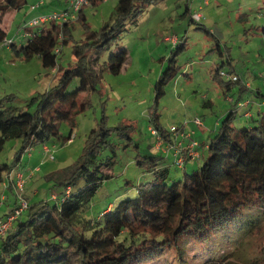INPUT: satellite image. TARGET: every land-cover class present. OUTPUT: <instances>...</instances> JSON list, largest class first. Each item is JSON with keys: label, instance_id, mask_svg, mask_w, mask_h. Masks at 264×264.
<instances>
[{"label": "rangeland", "instance_id": "obj_1", "mask_svg": "<svg viewBox=\"0 0 264 264\" xmlns=\"http://www.w3.org/2000/svg\"><path fill=\"white\" fill-rule=\"evenodd\" d=\"M39 1L27 0L21 10L0 12L3 16L0 26L7 30V40L21 43L27 22L42 12L49 14L68 7L67 3L49 6L52 0H45L46 3L40 4L36 11L31 9V5H37ZM118 1L100 0L95 6L86 7V21L92 30L115 18ZM196 11L202 14L199 20L193 19ZM57 22H62V19L58 18ZM263 27L264 0L151 1L135 22L127 24L124 33L111 47L112 50L118 46L128 49L121 73L104 68L94 86L79 94L72 119L63 120L59 125L60 134L45 142L50 147L49 152H44L45 144L38 143L31 146L30 153L24 151L21 161L24 167L30 170L39 167L26 182L24 196L31 198L33 204L50 197L52 190L58 192L55 185L62 170L68 173L82 156L93 130L100 132L101 137L104 134L108 143H103L99 159L116 152L112 177L102 182L97 194L75 215L70 228L90 236L99 224L103 225V221L97 222L108 206H116L120 200L135 196L140 184L153 179V172L146 165H140L138 158L151 151L156 142V135L151 131L154 128L151 117L154 118L156 113L162 126L172 131L174 140L177 136L173 127L180 134V130L188 128V123L196 116L204 122L211 121V132L210 129L203 130L205 141L211 140V134L217 130H213L214 120L220 118L223 122L232 110L230 98L238 97L240 92L239 84L226 89L225 83L214 76L215 65L226 60L227 53L231 55L232 64L230 66L226 61L224 69H236L232 74L239 72L264 93ZM68 31L70 42L59 52L58 60L64 69L78 61L73 45L80 43L86 33L83 24L75 18ZM112 50L99 58L100 64L108 60ZM172 56L176 58L179 72L167 84L165 96L155 102V83L172 63ZM52 69L45 67L39 56L26 60L14 49L0 45V111L9 106L17 107V112L34 111L39 104L34 97H41L49 87L56 85L63 71L53 72ZM78 82V79L74 81L70 88L74 89ZM244 94L252 102L253 117L245 116L250 106L247 109L239 106L234 115L237 126L251 125L258 111L264 110V107L259 109V98L254 93ZM208 101L211 103L206 104ZM70 134L71 140H66ZM22 144L21 138L9 139L0 153V163L15 161ZM169 155L164 154L171 182L183 178L185 169L177 167ZM31 156L33 159L28 163ZM199 160L201 164L204 161L203 158ZM21 163L18 165L20 168ZM196 169L197 166L187 167V170ZM6 178L7 172L4 180L0 181V208L7 204L2 198L7 195ZM36 188L39 192L33 194ZM27 214L25 210L23 215ZM252 219L254 227L249 231L247 228ZM121 237H125V233ZM3 240L1 236L0 244ZM143 264H264V208H246L227 226L206 236L184 239L181 244L165 250L160 257Z\"/></svg>", "mask_w": 264, "mask_h": 264}, {"label": "trees", "instance_id": "obj_2", "mask_svg": "<svg viewBox=\"0 0 264 264\" xmlns=\"http://www.w3.org/2000/svg\"><path fill=\"white\" fill-rule=\"evenodd\" d=\"M151 1L119 0L115 18L96 30H92L86 21L88 5L82 8L78 21L86 33L80 43L73 45L78 61L66 69L59 63V52L55 49L69 44L68 30L72 20L39 26L27 22L22 42L11 40L10 47L23 59L39 56L45 67L58 65L63 71L56 85L49 87L41 97H34L39 103L34 111L17 112V107L10 106L0 111V153L9 139H23L15 161L0 163V181L4 180L5 172L19 167L28 147L35 143L45 144L60 134V123L72 119L79 94L94 86L102 69L121 73L128 49L118 46L112 50L111 47L124 33L127 24L135 22ZM26 2L0 0V12L3 14L12 8L21 10ZM99 2L91 0L90 6ZM7 36V30L0 26V45ZM110 50L108 60L100 64L99 58ZM227 55L226 60L215 65L214 76L225 83L226 89H232L244 82L239 72L237 81L222 75L225 62L232 64L231 55ZM171 59L172 63L155 83V102L165 96L167 84L179 72L176 58L172 56ZM235 70L227 71L232 74ZM77 79L76 87L70 88ZM237 105L238 101L211 137L209 154L203 163L196 170H187L185 164L183 178L169 181L170 168L165 164L167 157L164 154L148 151L140 155L138 163L153 172V179L140 184L135 196L122 199L111 208L108 206L97 222L103 221V225L99 224L87 236L82 231L71 230V221L97 194L102 182L112 177L111 168L117 157L114 152L99 159L107 140L104 134L101 137L100 132L93 130L82 156L68 173L62 170L55 185L59 191L52 190L47 199L31 203L28 214H22L16 228L8 230L0 244V264H143L160 257L184 239L206 236L227 226L246 208H264V110L260 108L251 125L237 126L234 124ZM151 121L152 127L166 141H177L173 139L172 131L159 122L158 113ZM71 137L70 134L65 139L71 140ZM254 222L252 219L248 230L254 227ZM123 233L125 237H121Z\"/></svg>", "mask_w": 264, "mask_h": 264}, {"label": "built area", "instance_id": "obj_3", "mask_svg": "<svg viewBox=\"0 0 264 264\" xmlns=\"http://www.w3.org/2000/svg\"><path fill=\"white\" fill-rule=\"evenodd\" d=\"M45 2H46L45 0H40L39 4L37 5L32 4L31 8L36 9L37 7L40 6V4L42 5ZM69 5L70 6L67 7V9L60 10V11L55 10L53 13H49V14L45 13V14L40 15V17L33 18L32 20L28 22V24L34 25V26H39L42 23L50 24L51 22H54V21L57 22L58 18L62 19V22H60L61 24L68 22V20H73L74 18L78 20L81 9L87 5H91V0H69ZM201 15L202 14H200L199 11H196L193 13V19L199 20L202 17ZM10 43H11V40L6 39L2 44L10 47ZM62 48L63 47L58 46V48H56L55 50L57 52H61ZM58 69L59 67L58 65H56V67H54L52 71L56 72ZM222 75H224L227 79H230L233 81H237V79L240 78V75H238L237 73L231 74L226 69L222 70ZM192 122H194V124L196 125L203 124V120L199 116H196V118H194ZM151 131L153 135H156V149L158 151L162 150L164 154L167 153L168 155L172 151L175 154L174 162L179 168L184 167L188 158H190L191 160H198V158L202 154L200 150L199 139H196L195 137H193L194 132L190 133V132H185L184 130H180V134H179L178 129L173 127V131H175V134L177 137L179 135H181L182 137L183 136L190 137L191 141H189V143L186 146H184L183 140H177L175 142L170 140L169 143L166 144L167 141L163 138V136L159 133L157 129L151 128ZM164 144H166L165 147L163 146ZM44 149L47 152L50 151V147L47 144H45ZM30 150H31V147H28L26 149V151H28L29 153H30ZM37 168H34L31 171L30 176L33 174V172ZM28 177L29 175H26L25 171L21 169L20 167L7 172V178H9L11 181H14L15 187L17 188L16 191L18 194V199L20 202L18 204V207H16L13 212H10L6 216V218H0V236L6 235L8 230H10V228L12 227L13 221L16 218H18L23 213V211L29 208V201L24 196V191L26 188L24 186L28 180ZM6 186H8L7 181H6ZM52 196L53 198L56 197L54 193L52 194ZM2 198L4 199L5 196H3Z\"/></svg>", "mask_w": 264, "mask_h": 264}, {"label": "crops", "instance_id": "obj_4", "mask_svg": "<svg viewBox=\"0 0 264 264\" xmlns=\"http://www.w3.org/2000/svg\"><path fill=\"white\" fill-rule=\"evenodd\" d=\"M52 3H50V5L49 6H54V4L55 5H59L58 3H60V4H63V5H65V3H67V6L69 7L70 5H69V0H52L51 1ZM46 3V2H45ZM44 3V4H45ZM12 9H14V8H12ZM12 9H10V10H12ZM31 9H33L34 11H36L37 10V8L36 9H34V8H31ZM66 9V8H65ZM10 10H8V11H10ZM16 10V9H15ZM18 10V9H17ZM41 10V9H40ZM57 11V10H56ZM5 13V12H4ZM40 13V12H39ZM46 12H42V13H40V14H38L36 17H34V18H37V17H40V15H42V14H45ZM15 16H16V14H15ZM0 21H2L3 20V16L1 15L0 16ZM3 45V44H2ZM7 46V45H6ZM8 47V46H7ZM8 49H11L12 50V48H10V47H8ZM241 75V74H240ZM242 76V79H243V84L245 85V86H243V84L242 85H240L239 87V89H240V92H239V94L237 95L238 97H236V98H233V97H231L230 98V100H231V102L233 103V105L238 101V105H237V110H238V107L239 106H242V108L243 107H245L246 109L250 106V109L248 110L247 109V111H245V116L247 117V118H251L252 116H253V113H252V110H251V106H252V102L247 98V96H245V94H244V92H252V93H254L257 97L256 98H259V100L257 99V103H258V105H259V109L260 108H263L264 107V93H263V91L257 86V85H254V83L253 82H249V81H246L245 80V78H244V76L243 75H241ZM245 88H247V89H245ZM253 100V99H252ZM255 100V99H254ZM253 100V101H254ZM193 121V120H192ZM189 122L188 123V128L187 127H184L183 128V130L185 131V132H194V135H193V137H197V136H199V137H197L196 139H199V142H200V147L202 146V148H200V150H201V156L199 157L200 159L201 158H205L206 156H207V154H209L208 153V147H209V142H210V140L208 141H205V139L203 138V130L205 131V130H209L210 129V132H211V129L212 128H210L212 125H211V121H210V123H207V121H203V124H201V125H196V124H194V122ZM214 127H213V130L214 129H219L220 128V126H222L221 125V121H220V118L218 119H216V120H214ZM200 129H201V132H200ZM217 131V130H216ZM215 131V132H216ZM214 135H213V133L211 134V137H213ZM211 139V138H210ZM175 140H183V144H184V146H186L188 143H189V141H191L190 140V137H187V136H181V135H179L178 137H176V139ZM166 145V144H165ZM154 147H156V142L154 143V146H153V148L151 149V152H156V151H158L156 148H154ZM43 150H44V152L46 151L45 149H44V147H43ZM159 151H161L162 152V150H159ZM47 152V151H46ZM175 154L173 153V152H170V155H169V157L170 156H172V160L174 159V161H175V156H174ZM24 157V155H22V158ZM199 158H198V160H191L190 158H188L187 159V162H186V168L188 167V166H190V167H192V168H196V166L197 167H199L200 166V164H201V162H200V160H199ZM28 159L29 160H27V162L29 163H31V161H32V159H33V156H31V157H28ZM24 160H26V158H24ZM21 161H22V159L20 160V163H21ZM173 161V162H174ZM19 163V164H20ZM176 164V163H175ZM22 165V166H21ZM21 167L23 168V170L25 171V173H26V175H29V177H28V179L30 178V177H32V175L34 174V172H33V174L30 176V174H31V171L33 170H30L27 166L26 167H24V165L21 163ZM184 167V168H185ZM21 168V169H22ZM34 168H37V167H34ZM7 180V182H8V186H6V184L4 185L5 186V188L7 189L6 191H7V195H5V198H4V200H6L5 202L7 203V204H4V206H2V208H0V218H6V213L7 212H9L10 210H12V209H14V208H16V207H18V204H19V199H18V194H17V191H16V187H15V184H14V181H11L9 178H6ZM25 192V191H24ZM39 192V190L36 188L35 190H34V193L33 194H37ZM50 193H51V191H50ZM26 197V196H25ZM28 201H29V199L31 200V198H26ZM33 201L31 200V201H29V205L32 203ZM6 205H7V208H6ZM112 207V205H110L109 206V208H111ZM24 212V211H23ZM23 214V213H22ZM21 214V215H22ZM21 215L18 217V218H16L14 221H13V223H12V227L11 228H13V229H15L16 228V226H17V223H18V220L20 219V217H21ZM6 235H4L3 237H5ZM1 237V236H0Z\"/></svg>", "mask_w": 264, "mask_h": 264}]
</instances>
